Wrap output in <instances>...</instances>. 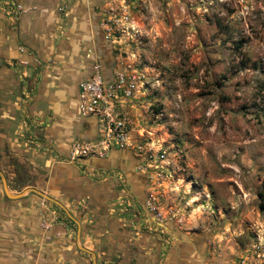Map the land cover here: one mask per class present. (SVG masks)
Here are the masks:
<instances>
[{
    "label": "rangeland",
    "instance_id": "1",
    "mask_svg": "<svg viewBox=\"0 0 264 264\" xmlns=\"http://www.w3.org/2000/svg\"><path fill=\"white\" fill-rule=\"evenodd\" d=\"M18 1L0 0V54L32 10L36 49L16 40L35 68L0 55V173L66 211L8 198L0 176V264H93L79 245L95 264H264V0ZM94 63L139 78L121 106L129 144L72 158L99 135L74 88ZM47 72L89 118L82 138L63 122V142L46 134Z\"/></svg>",
    "mask_w": 264,
    "mask_h": 264
},
{
    "label": "built area",
    "instance_id": "2",
    "mask_svg": "<svg viewBox=\"0 0 264 264\" xmlns=\"http://www.w3.org/2000/svg\"><path fill=\"white\" fill-rule=\"evenodd\" d=\"M138 81L134 73L107 75L100 64H93L90 73L79 81L77 90L79 113L95 118L99 135L93 140L74 142L69 147L72 158L128 146V121L121 106L134 95Z\"/></svg>",
    "mask_w": 264,
    "mask_h": 264
},
{
    "label": "crops",
    "instance_id": "3",
    "mask_svg": "<svg viewBox=\"0 0 264 264\" xmlns=\"http://www.w3.org/2000/svg\"><path fill=\"white\" fill-rule=\"evenodd\" d=\"M16 1H18V0H16ZM28 2L29 1H27L26 3H28ZM23 5H28V4L24 3ZM35 10L38 11V12L46 11L43 7H39L38 8L37 6H35ZM31 11L32 10H29V11L25 12L24 14H22V16L19 17L18 29L16 30V35L15 36L17 38L18 37L21 38L23 44L25 45L26 51L30 50V51L34 52L36 47L34 45V40H32V37H31L32 36L31 35V31L34 30L32 19L35 17V15H33ZM86 22L87 21H83V25L84 26H87ZM89 27H90V25H89ZM97 27L93 26V28H97ZM72 28H76V27L73 26ZM83 29H87V31H88V27L87 28H83ZM70 33H71V29H70ZM87 34L88 33H86V35H85V33L78 34V35L74 34V36L70 35V38H71L70 40H73L74 44L75 43H79V42H83L84 40H86V42H90L89 38H91V35L89 33V36H87ZM34 36L35 35H33V37ZM16 37H11L9 42L7 41L8 48L4 49L2 51V53L0 54L1 57L2 58H8V59H11V60H15V61L18 62L19 65L26 66V68L29 67V65H32V67L35 68V65L33 63V58L30 57L29 53L21 51L18 48L19 46H17ZM98 54H99V51H98ZM1 69H4V66ZM6 71H8V69H6ZM11 71H14V70H11ZM25 73L26 74H28V73L31 74V71L30 72L29 71L28 72L25 71ZM48 75L50 77L49 79H48ZM84 76L85 75H81V77H78L79 81ZM51 78H52L51 74H49V73L47 75L46 74L45 75L42 74L41 75V81H40V83L38 85V92H39L38 93V96H39L38 98L44 99V101L46 103V106L48 105L47 107H48L49 114L46 116L48 118V119H46V121H47L48 124L51 123V125L49 126L48 131L46 132V134L49 136L50 140H52L54 142H60V141L63 142L64 141L63 139L65 138L63 133L61 132V127L64 126L61 122H63L66 125L75 124V127H76L74 129V133L72 132V134H71V131L69 132L67 129H66V131H63L64 133L67 134V136H66L67 139H69V138L73 139V137L71 138V136H74V134H75V136H77L79 138H82L80 133L82 131L85 132L89 128V123L86 121L89 118H86V119L82 118V117L81 118H77V116H79L78 112L74 111L73 107L69 108L70 107L69 104L71 102L65 104V102H63V99L60 97V95H63V97H65L66 89H67V87H66L67 85L66 84H67L68 79L66 80L64 77H59V76H57V77L55 76L54 78H57L55 80H51ZM77 84L74 85V88L76 89L77 95H78ZM72 90H73V88H72ZM65 108L68 109L69 116L67 114L68 118L66 117L65 120H62L59 117L63 116V112H64ZM69 109H72V110L70 111ZM74 120L76 121L75 123H73ZM96 127H97V125H96ZM84 132H82V133H84ZM97 134H98V130H97ZM83 139H85V138H83Z\"/></svg>",
    "mask_w": 264,
    "mask_h": 264
},
{
    "label": "water",
    "instance_id": "4",
    "mask_svg": "<svg viewBox=\"0 0 264 264\" xmlns=\"http://www.w3.org/2000/svg\"><path fill=\"white\" fill-rule=\"evenodd\" d=\"M0 176H1V179H2V185H3V191L5 193V195L8 197V198H11V199H18V198H21L25 193L27 192H30V193H35L41 197H43L44 199L48 200V201H51L55 204H57L58 206H60L62 209H64L66 211V208L60 203L58 202L56 199L44 194L43 192L37 190V189H34V188H28L26 189L25 191H23L22 193H19V194H11L8 190V187H7V182H6V179L5 177L0 173ZM68 213V212H67ZM78 235H79V231H78ZM79 248L81 250H84V251H87L90 253L91 257H92V261H93V264H95V261H96V255L93 253V252H90L86 249H84L83 247H81L79 245Z\"/></svg>",
    "mask_w": 264,
    "mask_h": 264
},
{
    "label": "bare ground",
    "instance_id": "5",
    "mask_svg": "<svg viewBox=\"0 0 264 264\" xmlns=\"http://www.w3.org/2000/svg\"><path fill=\"white\" fill-rule=\"evenodd\" d=\"M104 47H102V51H103V53H105L107 50H105V49H103ZM106 57V56H105ZM90 119H92V120H94V122H96V120H95V118L93 119V118H90ZM97 123V122H96ZM92 133V132H91ZM88 135V134H87ZM92 135V134H91ZM112 158H111V160L112 159H115V158H117L118 156H119V154H117V153H112ZM97 160V159H96ZM98 161V160H97ZM102 162V161H101ZM107 165V164H106Z\"/></svg>",
    "mask_w": 264,
    "mask_h": 264
},
{
    "label": "trees",
    "instance_id": "6",
    "mask_svg": "<svg viewBox=\"0 0 264 264\" xmlns=\"http://www.w3.org/2000/svg\"><path fill=\"white\" fill-rule=\"evenodd\" d=\"M259 197H260V208L261 210H264V194L259 193Z\"/></svg>",
    "mask_w": 264,
    "mask_h": 264
}]
</instances>
